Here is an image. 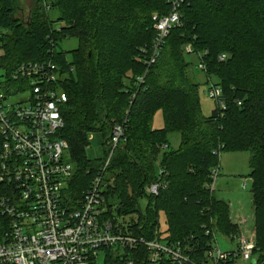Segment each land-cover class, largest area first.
I'll list each match as a JSON object with an SVG mask.
<instances>
[{
  "label": "trees",
  "instance_id": "trees-1",
  "mask_svg": "<svg viewBox=\"0 0 264 264\" xmlns=\"http://www.w3.org/2000/svg\"><path fill=\"white\" fill-rule=\"evenodd\" d=\"M173 1L0 0V74L41 58L58 63L67 95L58 135L67 141L75 168L70 195L78 198L89 187L109 155L114 126L121 125L103 174L110 217L135 215L126 226L130 231L179 244L194 262H209L215 234L239 236L228 203L209 189L210 174L219 152H249L250 264H264V0H180L181 23L147 64L155 35L151 17L169 13ZM70 37L78 45L68 60L67 51L54 46ZM191 55L204 63L205 82L214 79L221 87L225 109L215 105L210 115L202 114ZM158 110L162 128L152 126ZM94 131L104 138L103 156L91 160L85 147ZM171 133L180 136L176 148ZM157 181L167 185L147 194L146 187ZM160 213L166 230H160ZM126 255L134 264H151L143 246L105 249L97 264H122ZM159 264L173 263L162 257Z\"/></svg>",
  "mask_w": 264,
  "mask_h": 264
},
{
  "label": "built area",
  "instance_id": "built-area-1",
  "mask_svg": "<svg viewBox=\"0 0 264 264\" xmlns=\"http://www.w3.org/2000/svg\"><path fill=\"white\" fill-rule=\"evenodd\" d=\"M179 1L172 2L169 13L152 15L155 35L147 64L156 61L168 32L181 23ZM186 51L192 52L189 45ZM198 67L205 69L200 59ZM137 79L142 81L141 76ZM61 80L60 66L51 57L18 64L8 76L0 74V264H97L105 249L141 246L151 264H159L162 257L173 264H234L251 259L254 243L244 234L236 236L233 250L221 251L214 240L207 251L209 262L201 263L191 261L179 244L137 235L120 218L110 217L103 174L123 134L121 125L114 126L110 152L100 171L80 197H72L68 187L75 168L67 141L58 135L64 126L61 107L67 100ZM8 81L14 83L12 88ZM208 88V97L225 109L221 87L210 83ZM27 90L30 93L22 99ZM12 95L16 103L8 101ZM219 156L220 152L218 160ZM218 173L219 161L211 169V190ZM166 185V181L151 183L146 193L157 195ZM121 263L134 264L128 255Z\"/></svg>",
  "mask_w": 264,
  "mask_h": 264
},
{
  "label": "rangeland",
  "instance_id": "rangeland-1",
  "mask_svg": "<svg viewBox=\"0 0 264 264\" xmlns=\"http://www.w3.org/2000/svg\"><path fill=\"white\" fill-rule=\"evenodd\" d=\"M24 4V3H23ZM22 4L21 7L24 5ZM23 12H26L22 8ZM78 45V39L76 37L65 38L60 41L58 49L67 51V59L70 60V52ZM190 64V72L193 79L199 83V98L201 112L204 116L210 115L211 111L215 108V100L208 97L209 82H205L206 76L202 69L198 67L197 58L194 56L187 57ZM30 91L21 94L24 99ZM9 102H17L16 96H10ZM164 120L162 112L158 110L153 115L152 126L155 128H162ZM169 141L172 148L178 147L180 143V136L178 133H171L169 135ZM103 142L104 138L100 132H92L88 135V144L85 147V154L91 160L101 158L103 156ZM250 153L243 152H229L222 151L219 156V173L214 180V192L220 199L226 201L230 207L231 218L239 227V235L248 236L254 243L253 230V209L251 202V186L252 181L248 176L250 172ZM159 160V159H158ZM244 185V187H242ZM144 206V202H142ZM136 218L133 216L120 217V220L130 224ZM160 230H166L167 225L165 223V217L163 213L159 215ZM244 234V235H243ZM216 242L221 251L233 250L236 246V240H231L229 237H225L219 233L215 234ZM213 245L215 243L213 242ZM103 255L100 253L99 261H102ZM251 259L243 260L238 259L234 264H250Z\"/></svg>",
  "mask_w": 264,
  "mask_h": 264
},
{
  "label": "water",
  "instance_id": "water-1",
  "mask_svg": "<svg viewBox=\"0 0 264 264\" xmlns=\"http://www.w3.org/2000/svg\"><path fill=\"white\" fill-rule=\"evenodd\" d=\"M255 261L252 259L251 263H254Z\"/></svg>",
  "mask_w": 264,
  "mask_h": 264
},
{
  "label": "crops",
  "instance_id": "crops-1",
  "mask_svg": "<svg viewBox=\"0 0 264 264\" xmlns=\"http://www.w3.org/2000/svg\"><path fill=\"white\" fill-rule=\"evenodd\" d=\"M155 128V127H154Z\"/></svg>",
  "mask_w": 264,
  "mask_h": 264
}]
</instances>
